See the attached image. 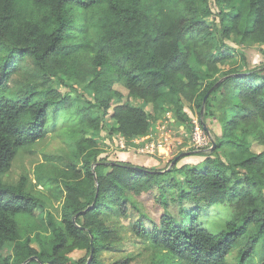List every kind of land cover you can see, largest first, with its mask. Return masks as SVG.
Returning a JSON list of instances; mask_svg holds the SVG:
<instances>
[{"label":"trees","instance_id":"1","mask_svg":"<svg viewBox=\"0 0 264 264\" xmlns=\"http://www.w3.org/2000/svg\"><path fill=\"white\" fill-rule=\"evenodd\" d=\"M233 35L239 47L264 44V0H0V264H106L99 252L114 233L103 214L113 205L137 211L134 233L161 253L149 264H253L258 251L264 264V150L249 140L264 145V66L224 70ZM131 98L151 104L155 118L168 105L183 124L185 108L201 124L220 110L214 150L195 166L178 160L163 170L100 156L88 133L100 136L107 116L108 145L114 134L129 143L150 133L151 115ZM49 131L69 149L64 167L39 164L35 183L6 182L16 152ZM37 186L60 202L56 214ZM146 194L162 207L156 221L137 204ZM218 201L236 217L212 232L199 224L201 205ZM74 251L84 256L72 259Z\"/></svg>","mask_w":264,"mask_h":264},{"label":"rangeland","instance_id":"2","mask_svg":"<svg viewBox=\"0 0 264 264\" xmlns=\"http://www.w3.org/2000/svg\"><path fill=\"white\" fill-rule=\"evenodd\" d=\"M211 8L213 12L218 11L217 7L212 4ZM206 20H213V22L218 25L217 17L215 19L213 15L206 17ZM236 38V35H233L232 38L228 41L229 45L234 48V51L232 52L233 57L225 65H223L222 68L235 67L237 69L244 70L245 68L249 67L264 66V44H250L239 47L236 44ZM238 52H240L241 54ZM51 80L54 87H57L60 90H65V87L56 78L52 77ZM29 84L37 86L40 84V81L36 80L35 82H30ZM113 88L123 93V98L121 100H126L127 90L122 85H120L119 83H115L113 85ZM87 93L91 94L92 91L89 90ZM129 102L132 105L141 106L146 112L151 115L152 119L154 112L152 106L149 103H144L140 99L136 98H131ZM164 106L165 112L158 116V120L162 119V122L160 124H162L163 122H169L171 118L174 117L173 113L170 110V107L165 104ZM215 114L218 117V114L216 112ZM231 114L232 112L230 114H227V117H229V115ZM207 121L208 126L209 124L214 125L213 121L210 118ZM106 122V126L102 130L100 136L93 131H89L88 136L94 138L98 145L103 149V152L100 156H106L110 160L122 161L119 155L127 149L120 147L118 139L119 135L117 134H114L112 136L111 145H107L103 136L108 135L109 129L114 125V123L108 118V116L106 117ZM160 124H157L158 126H156L160 127ZM213 129L214 131H218L215 125ZM189 130H187L185 137H183V135L180 133L173 134V137L175 139H179L181 141V144L174 148L172 152H170L165 157V159H159L155 156V159L159 161V163L155 165V167L151 166L148 163H145V165H135L145 166L157 170L167 169L171 165V162L169 163V161L172 160L180 152H186V154L185 156L181 157L182 159H179L178 166L187 165L191 167L199 164L204 158V156L199 154L207 152L209 150H204L201 152H190L192 148H190V146H188L187 144L190 132ZM221 134L222 133L220 131V136ZM180 135H182V137H180ZM210 135L213 138L212 134ZM62 138L63 137L58 136L53 132L49 131L43 139L35 142L34 144L28 146L26 145L20 148L16 152L9 169L2 175L3 179L6 182H16L20 178L25 177L27 180H30L35 183L34 170L39 164H43L46 169H50L48 172H51L54 169L56 170L60 167H64V164L61 162V160L64 159V157L65 159L68 157V155L66 154L69 153V149L65 145ZM183 140H186V142L184 143ZM249 140L251 141L252 151L258 153L264 150V145H259L252 138H249ZM218 152L222 158H225L223 149H220ZM147 157L151 159V157L154 156ZM174 177L179 182H182L183 180L176 173H174ZM233 184L238 185V182H235V179L230 180V185ZM36 188L42 193V195L48 197V199H51V203H48L47 209H49L53 214H56V210L59 209L60 202L52 199L50 191L43 189L41 186H37ZM173 192V189L167 190L168 194H171ZM138 199L140 202H142V204L140 202H137L138 206L143 207L146 214H148V216L153 221L158 220V217L160 216V213L162 211V207H160L158 203L154 201L153 195L146 194L139 197ZM138 217L139 215L137 211L130 206L126 215H122L114 205L111 206L110 209L104 210L103 218L105 220V224L107 228L114 233V236L111 238L110 241L103 243L99 252V258L104 263L110 264L118 260L129 258L128 264H149L151 259L156 258L161 254L159 253L157 255V249L153 248L145 237H140L134 233L133 226L137 221ZM234 217H236V213L234 211V208L230 205L229 201H218L210 205L202 204L199 224L209 231L218 232L224 227L225 222L233 219ZM238 221H240V219H238ZM145 224L148 227L152 226V223L150 225L147 219L145 220ZM241 244H243V240L241 241ZM259 244L261 246V243ZM237 251L238 248L233 249L227 256V260L230 263H233L236 260ZM259 255V251L255 253L253 264H256L258 262ZM70 256L72 257V259H78L84 256V251H74L70 254Z\"/></svg>","mask_w":264,"mask_h":264},{"label":"built area","instance_id":"3","mask_svg":"<svg viewBox=\"0 0 264 264\" xmlns=\"http://www.w3.org/2000/svg\"><path fill=\"white\" fill-rule=\"evenodd\" d=\"M176 131H175V127ZM190 132L188 136L189 145L192 150L202 151L209 150L212 145L213 138L210 133L206 132L198 117H192L190 120ZM181 132L174 120L171 118L169 122H163L160 127L157 128L155 136L144 137L138 136L130 139L129 143L119 135L120 147L126 148L127 150H134L141 154L147 155H164L167 156L174 148L181 144L179 139H175L173 134ZM162 150H166L162 151Z\"/></svg>","mask_w":264,"mask_h":264},{"label":"crops","instance_id":"4","mask_svg":"<svg viewBox=\"0 0 264 264\" xmlns=\"http://www.w3.org/2000/svg\"><path fill=\"white\" fill-rule=\"evenodd\" d=\"M238 49H239V47H238ZM236 51V50H235ZM249 68H252V67H249ZM224 70H226V69H228V67L227 68H223ZM222 79V78H221ZM221 79H219L220 81H221ZM151 105V104H150ZM152 106V105H151ZM232 109H233V106H231V107H229L228 109H227V113L228 114H230V111H232ZM185 110L187 111V113L189 114V117H190V120H191V118L192 117H195V116H197L196 114H193L188 108H185ZM204 111V110H203ZM203 111H201V113L203 112ZM165 112V111H164ZM163 112V113H164ZM219 112H221L220 110L219 111H216V113H219ZM160 116V115H159ZM211 119L212 121H213V124L215 125V127H216V129L218 130V131H214V125H212V124H209V126H208V128H209V131H210V134H212V136H220V131H221V123H220V121H219V119H218V117L216 116V115H213L212 117H208L206 120H205V123L206 124H208V119ZM113 122V121H112ZM162 122V119H159L158 120V117H154V114H153V116H152V121H151V131H150V133L149 134H147V135H144V137H153V136H155V132H156V130H157V124H160ZM157 125V126H156ZM176 125H177V127H178V129L181 131V132H179L180 134H182L183 135V137H185L186 136V132H187V130H189L190 129V122H188V123H186V124H183V123H179V122H176ZM182 135H180V137H182ZM184 141V143L186 142V140H183ZM189 143V140L187 141V144ZM108 145V144H107ZM110 146V145H109ZM188 146H190L189 144H188ZM191 148V147H190ZM162 151H165L166 152V150H162ZM192 151H195V150H190V152H192ZM200 155V154H199ZM147 156H154V157H151V159L149 158V157H147ZM155 156L156 157H158L159 159H165V157L166 156H164V155H147V154H141V153H139V152H136V151H134V150H126V151H124L123 153H121L120 155H119V157L122 159V161H128V162H130V163H133V164H139V165H145V163H148V164H150L151 166H154L155 167V165H157L158 163H159V161L157 160V159H155ZM180 159H182V158H180ZM179 162V161H178ZM179 164V163H178Z\"/></svg>","mask_w":264,"mask_h":264},{"label":"water","instance_id":"5","mask_svg":"<svg viewBox=\"0 0 264 264\" xmlns=\"http://www.w3.org/2000/svg\"><path fill=\"white\" fill-rule=\"evenodd\" d=\"M220 82V80H218L216 83H215V86L218 84ZM212 90V88L205 94V96H204V98H203V104H204V102H205V100H206V98H207V96H208V94H209V92ZM201 111H203V107H202V110ZM202 127H203V129L206 131V132H208V133H210V131H209V128H208V126H207V124L205 123V122H202ZM214 147H215V141L213 140L212 141V145H211V147L209 148V151L211 152V151H213L214 150ZM185 154H186V152H180L178 155H176L173 159H172V161H171V165H174V164H176V162L181 158V157H183V156H185ZM135 169H139V170H145L144 168H142L141 166H136L135 167ZM93 250V248L91 247V251ZM36 257H31V258H28L25 262H27V261H29V260H31V259H35Z\"/></svg>","mask_w":264,"mask_h":264}]
</instances>
